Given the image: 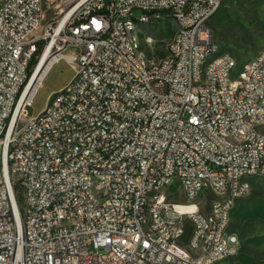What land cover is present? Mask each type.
<instances>
[{"label": "built area", "instance_id": "1", "mask_svg": "<svg viewBox=\"0 0 264 264\" xmlns=\"http://www.w3.org/2000/svg\"><path fill=\"white\" fill-rule=\"evenodd\" d=\"M223 1L73 0L44 22L43 0H0V264H216L238 253L232 211L264 177V49L236 72L210 24ZM160 17L177 30L149 58L156 40L137 27ZM61 57L74 76L29 117ZM174 181L197 208H177ZM200 196L214 198L209 209Z\"/></svg>", "mask_w": 264, "mask_h": 264}, {"label": "rangeland", "instance_id": "2", "mask_svg": "<svg viewBox=\"0 0 264 264\" xmlns=\"http://www.w3.org/2000/svg\"><path fill=\"white\" fill-rule=\"evenodd\" d=\"M73 0H43L44 22L56 19L62 9H66ZM107 1V0H106ZM140 10H134L138 16ZM221 52H228L238 61L236 72L255 54L264 49V0H224L218 12L210 21ZM177 26L171 17H160L149 23H139L137 33L141 40L152 35L154 47L144 45L149 58L160 59L167 53L166 45L172 39ZM75 50L68 48L65 52ZM75 70L64 57L55 61L45 74L41 86L37 89L33 103L26 107L29 117L38 116L47 106L52 95L62 90L74 76ZM264 128V127H263ZM21 189V188H18ZM167 193L181 202L185 201L183 186L174 181L167 188ZM21 201V198H19ZM212 197L208 200L200 196L198 203L203 210L209 209ZM188 210L197 208L187 206ZM230 230L240 240L238 253L216 264H264V177H257L252 182L248 196L240 199L232 211ZM186 234L180 240L183 248L189 249ZM192 254L198 252L190 250Z\"/></svg>", "mask_w": 264, "mask_h": 264}, {"label": "bare ground", "instance_id": "3", "mask_svg": "<svg viewBox=\"0 0 264 264\" xmlns=\"http://www.w3.org/2000/svg\"><path fill=\"white\" fill-rule=\"evenodd\" d=\"M177 208H179L181 210H188L185 208V204H177Z\"/></svg>", "mask_w": 264, "mask_h": 264}, {"label": "crops", "instance_id": "4", "mask_svg": "<svg viewBox=\"0 0 264 264\" xmlns=\"http://www.w3.org/2000/svg\"><path fill=\"white\" fill-rule=\"evenodd\" d=\"M256 178H257V177H256ZM254 179H255V178H253V180H254ZM253 180H252V182H253ZM251 189H252V188H251ZM248 195H249V194H248ZM248 195H247V196H248ZM245 197H246V196H245ZM245 197H243V198H245ZM241 199H242V198H241ZM239 200H240V199H239ZM239 200H238V201H239ZM231 219H232V214H231Z\"/></svg>", "mask_w": 264, "mask_h": 264}]
</instances>
